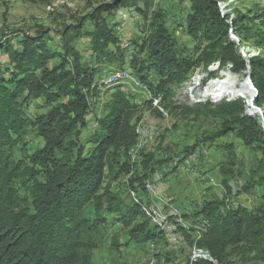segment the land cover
I'll use <instances>...</instances> for the list:
<instances>
[{"label":"trees","instance_id":"16d2710c","mask_svg":"<svg viewBox=\"0 0 264 264\" xmlns=\"http://www.w3.org/2000/svg\"><path fill=\"white\" fill-rule=\"evenodd\" d=\"M183 1L191 4L187 31L194 39L202 38L212 44V52H204V65L208 67L215 60H220L222 67L232 63L231 72L237 78H245L247 61L230 40L231 27L245 15H223L219 0ZM139 2L146 8L152 5V0L101 2L61 30L48 28L34 35L14 31L0 37V55L8 59L6 70H0V264H92L95 237L106 219L89 218L86 210L91 204L102 208L106 202L107 210L118 214V221L129 229L137 244L157 245L162 237H167L151 219L140 196L142 189L148 195L146 182L151 181L149 178L163 167L164 161H155L153 152L145 154L143 147L138 159L131 162L139 138L137 127L141 121L135 118L139 104L131 102L121 84L109 86L110 99L101 103L97 76L102 67L85 63L77 46L88 40V55L97 65L116 62L125 68L122 40L116 23L108 17L121 8L135 7L142 13ZM154 16L144 43L149 69L166 77L164 83L182 85L189 78L192 63L181 58L182 49L160 14ZM56 59L59 62L52 63ZM250 62L252 81L259 93L255 103L264 107V60L254 56ZM155 77L153 71L148 80L137 77L150 91L146 101L154 107L171 94L169 90L162 96L156 92L158 87L153 88L152 82ZM41 99L47 111L31 119L28 109ZM247 102L245 98L227 100L208 113L223 120V128L215 133V138L235 132L244 144L258 149V170L252 171L244 185L249 192L264 186V124L259 115L247 112ZM93 120L98 128L83 141L84 131ZM29 126L36 128L45 144L16 159L14 149L25 145L24 134ZM121 151L128 160L117 162L114 153ZM138 162L147 172L142 177V187L131 179L128 192L135 200L129 204L110 192V182L104 183L132 172ZM219 171L224 174L221 182L225 191L232 192V170L225 171L220 166ZM262 199L253 209L239 206L224 211L215 200L202 199L197 213L203 228L182 224L179 220L186 214L172 218L169 215L167 221L174 224V233L181 231L191 245L194 237L199 240L197 244L202 249L198 248L196 260L190 264H234L228 259L237 248L245 254L264 243V192ZM262 255L264 262L263 252Z\"/></svg>","mask_w":264,"mask_h":264},{"label":"rangeland","instance_id":"374dc122","mask_svg":"<svg viewBox=\"0 0 264 264\" xmlns=\"http://www.w3.org/2000/svg\"><path fill=\"white\" fill-rule=\"evenodd\" d=\"M109 1L111 0H0V37L14 31L34 35L48 28L61 30L71 21H77L85 16L92 6ZM219 4L223 15L232 17L238 16V13L245 15L236 26L233 24L231 27L232 33L240 38V42L237 43L230 37V40L237 44L239 53H242L243 47L250 57L258 56L264 60V37H262L264 0H219ZM138 6L142 13L135 7L121 8L111 14L108 19L116 23V30L122 40L121 47L126 63L123 69L133 72L141 81L148 80L149 72L153 71L156 74V77L152 78L153 88L158 87L156 92L162 96L166 90L171 91L168 98L163 97L159 106L154 107L151 101H146L151 96V93L148 95V89L130 81L118 83L121 84L131 102L139 104L135 118L141 121V129L147 132L137 144L136 155L134 154L131 162L136 160L143 147L145 154L153 152L155 161H164L163 167L153 175L163 174L162 180L159 179L158 183L160 181L166 183L170 195L165 193L166 190L163 192L158 188V183L154 181L156 178L152 175L149 178L151 181L146 182L148 201H145V204L148 211L152 210L154 215H157L155 211H163L164 208L170 210L172 204L182 216L186 214L179 220L182 224L187 227L192 225L201 227L202 218L197 210L202 199L215 200L220 205L221 211L239 206L248 209L257 207L263 201L264 186L252 188L247 192L244 190V185L248 182L252 171L259 166L261 157L258 149L255 145L244 144L235 132L215 138V133L223 128V120L212 116L208 110L221 105L227 99L204 101L196 94L197 90L190 89L197 76L201 74L204 76L201 81H198L200 83L198 88L204 89L222 72L231 71L233 64L228 63L227 67H222L220 60H215L208 64V67L204 65L203 58L212 52V44L202 38L194 39L187 31L186 17L191 11L189 1L152 0L149 8H146L143 2H139ZM154 14H160L161 21L169 34L182 49L181 58L192 63L189 78L182 85L177 82L164 83L166 77L160 76L154 69H149L148 49L144 43L148 40L151 23L155 18ZM89 45L88 40L77 44L84 54L85 63L89 62V66L102 67L100 75L97 76V80H100L97 81L99 84L97 93L101 103H104L110 99L111 92H108L107 88L113 85L106 83V77L117 72L121 67L116 62H102L97 65L96 61L88 55ZM2 57L3 55H0V70L5 71L8 59L5 55ZM56 62L59 60L52 61V63ZM233 75L238 81L246 82L245 78L240 79L236 74L233 73ZM243 88L250 93V89ZM238 98L243 97L234 99ZM248 110L249 108L247 112ZM46 111L47 108L41 99L29 107L28 114L31 119H34L35 116ZM96 128H98L96 121H91L84 131L83 141ZM24 140V146L20 145L14 149L16 159L32 154L45 144L44 138L33 126L27 128ZM89 148L87 146V150ZM114 158L117 162L128 160V156L124 155L123 151L114 153ZM220 166L225 171L232 170L230 182L232 192L230 193L225 191L221 182L224 174L222 176L219 173ZM146 172L147 170L138 162L132 166V172L120 175L115 180L107 179L104 185L110 182V192L130 204L135 200L132 192H130L131 195L128 192L130 181L134 178L136 185L142 187L145 180L142 177ZM174 177L175 183H170V179ZM150 189H153L163 200L159 203V208L154 203L156 199L150 195ZM141 193L140 196L145 193L143 189ZM177 198H181L187 205L190 204L188 212L178 204ZM106 206V202L102 208H96L94 204H91L86 210V215L94 221L98 218L101 221L106 219V222L100 224L101 232L95 237L96 246L90 258L92 264H190L193 251L202 249L197 244L198 239L194 237L191 245L183 233L177 230L174 240L162 237L157 245L151 242L145 245L137 244L132 239L129 229L124 228L118 221V214L110 213ZM146 214L145 217L148 216ZM168 215H171L170 218L174 217L171 211ZM156 219L154 218L153 221L156 222ZM230 249L232 251V248ZM249 251L247 250L244 254L242 248H237L228 260L234 264H264L260 259L263 256L262 252L264 253V243L258 250Z\"/></svg>","mask_w":264,"mask_h":264},{"label":"bare ground","instance_id":"6f19581e","mask_svg":"<svg viewBox=\"0 0 264 264\" xmlns=\"http://www.w3.org/2000/svg\"><path fill=\"white\" fill-rule=\"evenodd\" d=\"M119 73H121V75H119ZM201 75L195 78V81L192 82V86L190 87V89L192 91L197 90L196 94L198 95V97L203 98L204 101L206 99L223 98V99L231 100L236 97H243L247 99L249 102L253 96V90L250 89L246 76L244 79L246 82H239L234 77L231 71L226 70L222 72L220 75H218V77L214 79L213 82L207 84L206 88L199 89L198 86H200V83H198V81H201L204 78V76H201ZM127 81H130L134 84L137 83L138 85L143 86L147 90V88L142 83H140L139 79L128 69H120L117 72H113L106 77V83H109V84L125 83ZM243 87H247L248 89H250V93L247 90H245ZM147 92H148V95H150V91L147 90ZM140 124L137 127V130L139 133L138 143L141 140L142 136L146 135L147 133L143 128L141 129ZM150 192H151L150 193L151 195H154L156 193L153 189H150ZM170 207H171L170 210L168 209L166 210L165 208L163 211H155L157 215H154L153 211L151 210L149 211V215L151 216V219L153 220L154 218L156 219L157 217L156 222L155 221L154 222L166 232L168 240H174L175 238L174 228L175 227H174V224L167 221V217L169 216L168 213L170 211L171 212L177 211L176 213L172 212V215L181 216L182 214H180L179 211L176 209V207H174L172 204L170 205ZM198 252H200V250L198 249L193 251L191 262L196 260V255Z\"/></svg>","mask_w":264,"mask_h":264},{"label":"water","instance_id":"95a60500","mask_svg":"<svg viewBox=\"0 0 264 264\" xmlns=\"http://www.w3.org/2000/svg\"><path fill=\"white\" fill-rule=\"evenodd\" d=\"M229 22L232 23V20H229ZM231 38L233 40H235L237 43L240 42V38L237 37L234 33H232V31H231ZM241 52L247 61L248 69L246 70V72H247L246 79H247V82L250 86V89L253 90V96L250 99V101L247 102V106L249 108L248 113L251 115H259L261 121L264 124V109L262 107L256 105V103H255V100L258 98L259 93H258V89L255 87V85L252 81V67H251V62H250V56L246 53V51L243 47L241 48Z\"/></svg>","mask_w":264,"mask_h":264},{"label":"crops","instance_id":"0c3cea01","mask_svg":"<svg viewBox=\"0 0 264 264\" xmlns=\"http://www.w3.org/2000/svg\"><path fill=\"white\" fill-rule=\"evenodd\" d=\"M88 43V42H87ZM4 57V56H3ZM2 57V58H3ZM153 177H155L156 179H154V181H156L157 183H158V180L160 179V180H162V177H163V174L162 173H159V174H155V175H153ZM174 180V181H173ZM175 180H176V178L174 177V178H172V179H170V183H175ZM172 181V182H171ZM173 185H175V184H173ZM157 186H158V188H160L163 192H164V190H166L167 192H165V193H167V194H169L170 195V193H168V192H170V190H168L167 189V186H166V183H164V182H162V181H160L158 184H157ZM144 195V196H143ZM143 195L141 196V198L143 199V200H145V201H148V199H147V195L145 194V193H143ZM151 195V194H150ZM151 197L153 198V199H156V201L154 202L155 203V205L159 208L160 206H159V203L160 202H163V200H161V197L160 196H158L157 195V193H155L154 195H151ZM178 199V200H177ZM176 199V201L178 202V204H180L181 205V207L183 208V209H185L184 211H186V212H188V210H189V205L190 204H186V202H184L182 199H183V197H182V199L180 198H177ZM152 208V207H151ZM165 209V208H164Z\"/></svg>","mask_w":264,"mask_h":264},{"label":"built area","instance_id":"2783aa9c","mask_svg":"<svg viewBox=\"0 0 264 264\" xmlns=\"http://www.w3.org/2000/svg\"><path fill=\"white\" fill-rule=\"evenodd\" d=\"M119 75H121V73H119ZM130 78H131V77H130ZM172 212L176 213L177 211H172Z\"/></svg>","mask_w":264,"mask_h":264}]
</instances>
